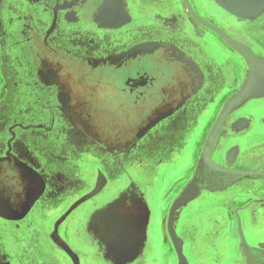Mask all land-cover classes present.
<instances>
[{
  "label": "flooded vegetation",
  "instance_id": "1",
  "mask_svg": "<svg viewBox=\"0 0 264 264\" xmlns=\"http://www.w3.org/2000/svg\"><path fill=\"white\" fill-rule=\"evenodd\" d=\"M209 23L257 54L264 50V12L242 18L216 0H0L3 99L12 76L16 85L15 103H5L8 111L0 115V264H49L28 254L40 223H48L36 213L63 210L86 193L88 181L72 170L84 157L94 160L86 175L94 174L99 159L98 171L107 178L83 213L86 237L90 222L107 216L124 222L133 214L141 188L115 189L110 182L134 172L131 164H162L204 125L206 141L225 101L249 78L247 60ZM37 98L33 108L22 107ZM259 100L233 109L221 123L212 164L193 174L199 196L222 202L235 185L248 182L239 178L244 170L264 182V168L257 167L264 148L254 152L239 143L245 142L244 122L264 130V115L244 112ZM144 145L162 148L144 154ZM55 160L62 165L58 172ZM121 194L116 216L93 217ZM55 227L50 236L57 239Z\"/></svg>",
  "mask_w": 264,
  "mask_h": 264
},
{
  "label": "crops",
  "instance_id": "2",
  "mask_svg": "<svg viewBox=\"0 0 264 264\" xmlns=\"http://www.w3.org/2000/svg\"><path fill=\"white\" fill-rule=\"evenodd\" d=\"M216 1L228 10L220 0ZM263 12L264 9L253 17L232 14L253 20ZM242 44L253 51L247 44ZM235 50L246 59L240 51ZM254 54L263 62L256 63L258 71L255 74L256 77L252 78L253 88L250 93L260 95L264 94V50L260 49V54L255 52ZM250 77L249 64L247 82L251 81ZM262 98L264 96L251 98L239 107L251 100ZM261 102L262 100H259L257 103L250 104L244 112L253 117L264 115ZM198 129L200 127L194 129L192 137L167 160L162 161V164L154 161L142 163L140 159V164H131L129 167L131 170L134 169V172L130 173L128 168L129 176L118 177L115 181H110L115 189L117 187V189L141 188L138 191L141 196L135 202L136 208L124 222H118L117 218L108 216L106 222H90L93 232L90 233L91 236L85 237L87 222H84L83 213L90 205L88 198L77 204L70 212H66L67 214L65 210L69 206L63 210L59 207L50 209L49 211L56 212L55 216L54 214L47 216L48 210L44 209L43 219L48 223L45 225L40 223L42 233L35 239L33 248L27 247L29 256L36 259V263L42 261L49 262V264L50 262L51 264H71V262L75 264L74 257L68 252L71 250L76 255L77 264H179L178 253L169 230V217L175 200L184 193L189 199L175 211L173 226L181 239L183 252L189 264H264V207L262 206L264 204V182L262 175L255 177L251 175L250 170L241 171L242 175L239 178L245 177L248 182L245 186L235 185L231 191L224 194L222 202H215L214 196L206 197L203 194L199 196L198 178L193 179V174L201 164L211 165L213 161L211 155L208 159L209 163L202 159L208 139L207 137L206 141L204 140L208 131L206 125L201 126L199 138L195 140L194 161L191 167L183 175H176L172 171V166L178 163L179 157ZM240 129L245 132V136L241 137L245 142L239 143L254 152L262 153L264 130L260 127L249 126L246 122ZM258 157L252 156L254 160ZM87 160L86 158L82 160L81 167L87 163ZM87 164L89 166L92 163ZM257 167L264 168V164H258ZM82 170L81 174H87L84 168ZM92 177L94 178L95 175L93 174ZM100 180L102 189L107 183V178H100ZM209 190L212 194L211 189ZM121 200H123L122 194L94 212L93 217L94 215L102 216L101 213L113 205L116 206ZM159 202L163 204V213L157 218L155 211ZM116 209L109 215L116 216ZM54 227L58 232L57 239L53 237V234L50 236ZM159 249H165L166 259H160L164 256L159 254ZM171 251L175 253L176 263L173 262Z\"/></svg>",
  "mask_w": 264,
  "mask_h": 264
},
{
  "label": "water",
  "instance_id": "3",
  "mask_svg": "<svg viewBox=\"0 0 264 264\" xmlns=\"http://www.w3.org/2000/svg\"><path fill=\"white\" fill-rule=\"evenodd\" d=\"M220 2L231 13H234V14L240 15V16H245V17H253L264 9V0H220ZM210 26H212V28L217 30L230 45H232L235 49L240 51L246 57V59L248 60V62L250 64V70H251V77H250L251 79L250 80L251 81H248L239 91H237L236 94H234L225 103L224 107L222 108L220 116L217 119V121L215 122V124L213 125V127L209 133L206 145L204 147L202 159L206 163H209L208 159L210 156V148H211V145L214 141V137L217 133V130L219 129L223 120L227 117L228 113L231 112L233 109H236L237 107H239L240 105H242L244 102L248 101L251 98H254V97L258 98L260 96H264V94L258 95V94L250 93V91L253 88L252 87L253 86V79L252 78L256 77L255 74L258 71V65H256V63L258 61L263 62L262 59L259 58L258 56H256L250 48H248L244 44L239 43L236 40H234L230 35H228L221 28H219L215 25H212V24H210ZM101 186H102L101 180L99 179L98 180V186L95 189V192L99 191ZM188 199L189 198L184 193L180 197H178L172 206V209L170 212V217H169V230H170V234L172 236L173 242L175 244L176 251L178 253L179 264H189V261L186 258V256L184 255L183 244H182L181 239L177 235L176 230L173 226V216H174L175 211L177 209H179V207H181L183 204H185L188 201ZM84 200H85V198H82L81 200L75 202L69 211H71L77 204L81 203ZM68 252L71 254V256L74 257L75 264H77V258L75 257L76 256L75 253L71 250H68Z\"/></svg>",
  "mask_w": 264,
  "mask_h": 264
},
{
  "label": "rangeland",
  "instance_id": "4",
  "mask_svg": "<svg viewBox=\"0 0 264 264\" xmlns=\"http://www.w3.org/2000/svg\"><path fill=\"white\" fill-rule=\"evenodd\" d=\"M18 50V49H17ZM15 53V51L14 52H12L11 54H14ZM11 72H12V70H11ZM10 72V73H11ZM6 74H9V71H7L6 72ZM12 82H13V80L15 79V77H13L12 76ZM11 82V91L7 94V95H5L4 96V98L5 99H3V95H1V93H0V115H4L8 110H6L7 109V106H6V104L5 103H7V102H10V103H15V99H16V88H13V86L14 87H16V85L14 84V83H12ZM4 88H5V86H4ZM2 90V88L0 89V91ZM2 92V91H1ZM236 94V93H235ZM231 98V97H230ZM229 98V99H230ZM228 99V100H229ZM227 100V101H228ZM37 101H40L38 98L37 99H33V100H29V99H27L26 100V105H23L22 107H34L35 105V103ZM227 101H225V103L227 102ZM225 103H224V105H225ZM224 105H223V107H224ZM222 107V108H223ZM18 109V108H17ZM17 109H15V110H17ZM12 110H14V109H12ZM114 109L112 110V113L114 114ZM222 111V110H221ZM221 111H220V113H221ZM116 113V112H115ZM116 114H118V113H116ZM119 116H117V118L119 119V118H121L122 116H121V113L119 112V114H118ZM123 115V117L125 116L124 114H122ZM219 116H220V114L218 115V117H217V119L219 118ZM207 118V120L210 118V116L208 117H206ZM214 119H215V115H213L211 118H210V120H208V122H209V124L211 123V122H213L214 121ZM207 120H206V122H207ZM217 121V120H216ZM215 121V122H216ZM215 124V123H214ZM200 129H201V127H200ZM200 129H198V131L195 133V134H193L194 136H193V138L191 139V141H190V143L185 147V149H184V151H183V153H182V155L179 157V159H178V163L176 164V165H173L172 166V171H174V173H176V175H183V173L184 172H186L188 169H189V167H191V165L193 164V161H194V154H195V148H194V145H195V142L197 141L196 139H198L199 138V131H200ZM188 132H187V136H189V133H190V129H188L187 130ZM159 138H160V136H159ZM196 140V141H195ZM53 145V144H52ZM183 145V143L182 144H180L176 149H180L179 147H181ZM162 148V146L161 145H159L158 147L157 146H153V147H150L149 148V150H148V146H146V145H144V146H142L141 147V150H143V153H144V151H145V153L144 154H147V152H149L150 154L151 153H154L155 151V153H157V152H159V150ZM87 151H97V149H94L93 147H90V148H87L86 149ZM95 151V152H96ZM83 153H85L84 152V150H83ZM83 153H76V154H78V155H83ZM98 154V153H97ZM81 155V156H82ZM87 159V156L86 157H84L83 159ZM56 161V163L59 165L58 167H56V170H57V172L59 171V170H61V167H62V165L60 164V162H58L57 160H55ZM94 161L92 160V159H88L87 160V163H93ZM85 164V165H83L82 167H81V163H78V165L75 163V166H74V168L72 169L74 172L76 171V172H78V174L81 176V177H86L85 179L88 181L87 182V184H86V187L84 188L85 190H86V193H84V195H79V196H81V197H79L78 199H76L74 202H77V201H79V200H81L82 198H85V199H89V198H91V197H93L95 194H97L99 191H97V192H95V189L97 188V186H98V180L101 178V171H98V169L100 168V164H101V161H99V159H97L96 160V166H94V175H95V177L93 178L92 177V175H86V173H82L81 174V172L83 171L82 170V168H84L85 170H86V172L88 173V164ZM50 165V163L49 162H47V163H43V166L44 167H47V166H49ZM52 165V164H51ZM71 166H72V164H70ZM54 167V166H53ZM70 168H72V167H70ZM107 168V167H106ZM46 169V168H45ZM108 169V168H107ZM114 169H115V167L114 168H112V171H114ZM50 172V169H48V172L47 173H49ZM97 172H98V175H97ZM104 174V173H103ZM96 175H97V177H96ZM81 187V186H80ZM78 189H80V188H78ZM101 189V188H100ZM77 190V189H76ZM81 191H79V192H77V193H80ZM95 192V193H94ZM160 194H162V192H160ZM161 196V195H160ZM160 196H158L159 198H160ZM163 200V199H162ZM161 200V201H162ZM162 206H163V204H162V202H159V206H158V208L156 209V211H155V213H156V217L158 218V217H160L161 215H162V213H163V210H162ZM70 207V206H69ZM68 207V209L67 210H65V214H67L66 212H70L69 210H70V208ZM43 209V208H42ZM44 211V212H43ZM37 215H39V218H40V220H42L43 218H44V214H45V210H42V211H38L37 213H36ZM54 214V216L56 215V212L55 211H49L48 210V212H47V216H52ZM159 221V220H158ZM157 221V222H158ZM158 252H159V254L160 255H163L164 257H161L160 259H162L163 258V260L164 259H166V257H165V255H164V252H165V249H159L158 250ZM171 254H172V256H173V262L174 263H176V256H175V253H173L172 251H171ZM173 264V263H172Z\"/></svg>",
  "mask_w": 264,
  "mask_h": 264
},
{
  "label": "snow or ice",
  "instance_id": "5",
  "mask_svg": "<svg viewBox=\"0 0 264 264\" xmlns=\"http://www.w3.org/2000/svg\"><path fill=\"white\" fill-rule=\"evenodd\" d=\"M115 208H116V206L113 205V206H111L109 209L105 210L104 213H101V215L104 216V215H107V214H109V213H112L113 210H114Z\"/></svg>",
  "mask_w": 264,
  "mask_h": 264
}]
</instances>
